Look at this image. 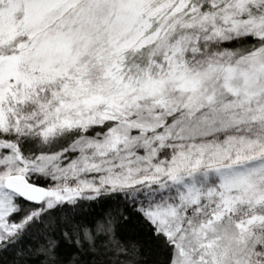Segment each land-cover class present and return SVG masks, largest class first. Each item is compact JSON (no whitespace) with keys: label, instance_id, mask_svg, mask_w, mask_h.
I'll return each mask as SVG.
<instances>
[{"label":"snow or ice","instance_id":"6c2138e0","mask_svg":"<svg viewBox=\"0 0 264 264\" xmlns=\"http://www.w3.org/2000/svg\"><path fill=\"white\" fill-rule=\"evenodd\" d=\"M264 264V0H0V264Z\"/></svg>","mask_w":264,"mask_h":264},{"label":"trees","instance_id":"16d2710c","mask_svg":"<svg viewBox=\"0 0 264 264\" xmlns=\"http://www.w3.org/2000/svg\"><path fill=\"white\" fill-rule=\"evenodd\" d=\"M161 264H163V257H161Z\"/></svg>","mask_w":264,"mask_h":264}]
</instances>
